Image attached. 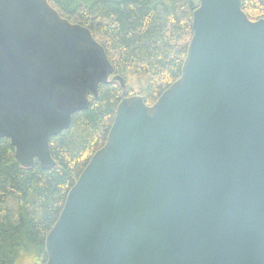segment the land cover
<instances>
[{"label": "water", "instance_id": "water-1", "mask_svg": "<svg viewBox=\"0 0 264 264\" xmlns=\"http://www.w3.org/2000/svg\"><path fill=\"white\" fill-rule=\"evenodd\" d=\"M122 90L105 144L48 232L45 264H264V19L198 0L181 74L152 105L48 0H0V138L22 167Z\"/></svg>", "mask_w": 264, "mask_h": 264}, {"label": "trees", "instance_id": "trees-1", "mask_svg": "<svg viewBox=\"0 0 264 264\" xmlns=\"http://www.w3.org/2000/svg\"><path fill=\"white\" fill-rule=\"evenodd\" d=\"M70 22L87 27L121 76L127 95L152 105L180 77L198 0H48ZM250 20L264 19V0H241ZM122 90L100 84L97 98L73 114L67 130L50 139L55 165L22 167L9 139L0 138V264L26 257L45 264V238L69 190L106 142Z\"/></svg>", "mask_w": 264, "mask_h": 264}, {"label": "rangeland", "instance_id": "rangeland-1", "mask_svg": "<svg viewBox=\"0 0 264 264\" xmlns=\"http://www.w3.org/2000/svg\"><path fill=\"white\" fill-rule=\"evenodd\" d=\"M15 264H34L30 259L23 257Z\"/></svg>", "mask_w": 264, "mask_h": 264}]
</instances>
